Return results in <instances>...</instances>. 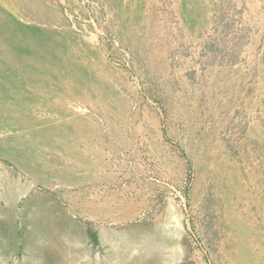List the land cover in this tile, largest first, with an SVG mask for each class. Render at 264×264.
<instances>
[{"label": "rangeland", "instance_id": "obj_1", "mask_svg": "<svg viewBox=\"0 0 264 264\" xmlns=\"http://www.w3.org/2000/svg\"><path fill=\"white\" fill-rule=\"evenodd\" d=\"M94 1L0 0V264H264V0Z\"/></svg>", "mask_w": 264, "mask_h": 264}, {"label": "built area", "instance_id": "obj_2", "mask_svg": "<svg viewBox=\"0 0 264 264\" xmlns=\"http://www.w3.org/2000/svg\"><path fill=\"white\" fill-rule=\"evenodd\" d=\"M64 9L66 16L72 22L77 31L86 33L98 47H104L106 58L116 67L125 70H132L133 54L121 39L104 27L96 20L95 10L99 4L94 0H78L83 13L72 9L69 0H58ZM80 24V27L77 24Z\"/></svg>", "mask_w": 264, "mask_h": 264}]
</instances>
